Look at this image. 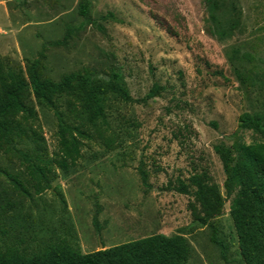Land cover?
Segmentation results:
<instances>
[{
  "label": "rangeland",
  "instance_id": "1",
  "mask_svg": "<svg viewBox=\"0 0 264 264\" xmlns=\"http://www.w3.org/2000/svg\"><path fill=\"white\" fill-rule=\"evenodd\" d=\"M83 0H0V71L27 78L37 60L54 82L69 73L103 79L121 75L134 100L108 98L115 147L83 141L67 173L53 170L51 188L30 200L0 176V249L31 253L65 238L81 253L147 237L181 235L187 264H242L228 214L206 225L193 220V197L173 190L176 180L206 171L222 192L224 179L213 151L231 144L237 117L264 116V0H85L90 23L80 25ZM228 28L224 39L209 28ZM243 55L249 58L241 61ZM34 109L32 128L48 154L56 148L53 112ZM65 101L58 109L68 116ZM248 143L264 134L238 133ZM0 167L18 173L17 161L0 150ZM146 174V186L138 170ZM58 192L65 206L54 194ZM96 216L98 231L92 225Z\"/></svg>",
  "mask_w": 264,
  "mask_h": 264
},
{
  "label": "trees",
  "instance_id": "2",
  "mask_svg": "<svg viewBox=\"0 0 264 264\" xmlns=\"http://www.w3.org/2000/svg\"><path fill=\"white\" fill-rule=\"evenodd\" d=\"M203 3L212 13L215 0ZM87 10V1H81L80 25L90 23ZM208 33L224 39L228 28L217 26L209 28ZM246 58L249 57L243 55L241 61ZM157 91L153 86L144 98L134 100L117 71L103 79L87 72L69 73L54 82L41 75L37 60L27 63V78L12 70L0 71V150L9 153L20 168L18 173H9L0 167V176L24 198L41 195L51 188L53 170L67 173L77 164L83 141H98L105 151L118 145L114 134H110L108 98L136 103L153 97ZM30 95L55 117L56 148L52 154L47 153L43 139L31 126L35 112L27 103ZM59 101H65L68 116L58 109ZM245 131L264 134V116L257 112L241 113L230 137L231 144L213 146L224 176L222 192L206 171L193 172L185 180L177 179L173 190L193 197L191 214L200 225L218 216L228 200L242 264H264V138L246 143L238 135ZM138 174L141 184L146 186L145 172L139 169ZM54 194L64 207L62 195ZM91 222L98 231L95 215ZM188 254V244L181 235L153 234L89 253H81L61 238L31 253L6 246L0 249V264H187Z\"/></svg>",
  "mask_w": 264,
  "mask_h": 264
},
{
  "label": "water",
  "instance_id": "3",
  "mask_svg": "<svg viewBox=\"0 0 264 264\" xmlns=\"http://www.w3.org/2000/svg\"><path fill=\"white\" fill-rule=\"evenodd\" d=\"M100 250H102V245L98 243L97 251H100Z\"/></svg>",
  "mask_w": 264,
  "mask_h": 264
}]
</instances>
